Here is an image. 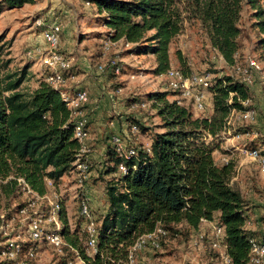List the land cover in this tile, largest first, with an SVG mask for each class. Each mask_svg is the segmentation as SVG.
<instances>
[{"label": "trees", "instance_id": "trees-1", "mask_svg": "<svg viewBox=\"0 0 264 264\" xmlns=\"http://www.w3.org/2000/svg\"><path fill=\"white\" fill-rule=\"evenodd\" d=\"M86 1L96 9L91 26L104 28V34H94L105 42H121L125 56L152 57L156 75L166 76L173 68L172 43L192 19L200 22L211 46L226 63L237 65L245 34L241 18L246 6L252 10L251 27L256 32L254 51L264 60V0ZM35 3L0 0V19L8 10ZM39 28L44 30L46 26ZM103 48L104 43L100 59L105 53ZM11 49V42L0 31V205L7 219L11 218L8 211L12 204L20 214L26 208L27 200L20 199L26 185L41 196L49 193L48 181L59 185L74 169L81 146L74 135L75 121L68 101L62 96L63 92H75L54 87L43 78L33 90H23L28 68L10 70ZM177 57L181 65H187L181 52ZM110 61L104 71L109 67L115 73ZM218 73L212 76L208 88V114L199 115L206 109L198 110L193 98H183L179 90L168 87L173 94L151 91L146 97L160 118V131L151 134L149 145L130 138L126 144L135 151L130 156L118 152L113 143L107 146L102 175L112 178L106 183L107 206L99 219L98 252L93 256L72 232L62 206L61 232L80 250L85 264H126L136 239L158 225L167 229L165 239L170 232H199L204 222H215L223 228L221 244L231 264H254L250 261V239L264 238L251 228V202L233 182L235 163L216 158L218 152L227 153L222 144L228 131L234 130V135L256 132L248 125L234 128L230 122L234 113L252 109L253 92L240 77ZM246 100H250L247 105ZM129 127L130 133L151 131L135 119ZM259 145L252 140L248 147L264 153ZM121 164L126 171L121 170ZM215 240L213 233L210 246L219 251L213 246ZM1 248L0 264H5ZM69 257L68 252L56 255L55 264H67Z\"/></svg>", "mask_w": 264, "mask_h": 264}, {"label": "rangeland", "instance_id": "rangeland-1", "mask_svg": "<svg viewBox=\"0 0 264 264\" xmlns=\"http://www.w3.org/2000/svg\"><path fill=\"white\" fill-rule=\"evenodd\" d=\"M38 1L36 4L28 5L21 9L8 10L0 19V31L6 34V39L12 44L10 70L19 72L24 67L28 68L27 77L22 85V89L25 91L33 90L37 81L44 78L42 68L38 65L35 66V60L27 54L28 50L35 47H46V42L42 38L43 30L36 23L37 19L43 18L49 23L60 22L62 26L61 44L67 27L65 19H57L59 16L57 13L54 15L49 12L53 1ZM54 1L64 2L63 0ZM80 2L76 6L78 10L77 8L75 10L85 20L82 24H77V19L74 21V16L70 18L69 25L72 26V35H70L72 37H69L71 39L70 48L69 50H63L62 45H60V48L71 60L72 57L77 60L79 56L92 58L93 77L97 78V80L99 77L104 79L102 82L104 89L98 84L95 86L99 92L96 93V101L94 102L96 104L106 103L107 108L102 111V114H107L110 120H116L119 123V129L110 131L111 139L113 136L118 135L126 143L131 138L137 144L148 146L151 142V134L160 131L158 129L160 118L155 115L152 103L147 100L146 94L151 91H169L173 94L168 88L166 76L153 73L154 59L152 57L125 56V47L121 42L106 49L103 48L106 54L100 59L98 53L100 52L101 44L106 43L102 37H97L94 33L97 32L102 35L104 33L101 32H104V28L91 26L96 9L92 5H88L86 0H80ZM55 10L58 9L53 11ZM251 14V8L246 6L241 18V26L245 28V34L242 38L243 46L238 55L237 65L231 67L226 63L220 53L211 46L200 22L194 19L187 21L183 32L174 39L171 46V55L173 68L180 69L188 74L210 73L213 77L216 76L217 72H219L218 74H233L240 77L241 70L246 68L249 58L259 62L261 69L260 71L252 72L253 83L251 84L253 92L251 103L252 109L255 111V118L246 120L238 117V113L233 114L231 117L234 128L248 125L254 127L256 132L254 134L234 135V130H231L222 144L227 153L218 152L216 158L220 162L232 161L235 163L236 174L233 182L251 202V219L253 222L251 228L264 238V168L243 151L249 149L252 140L260 142L261 145L258 148L264 149V89L262 84L264 79V60L254 51L256 32L251 27L253 22ZM25 26L31 27L25 31L27 34L30 33L29 38L31 41L14 44ZM78 39H80L79 45H77ZM178 51L185 58L186 66L181 65L179 62ZM109 59L119 61L121 68L118 73H112L109 67H107L106 71L99 69V65H106ZM75 62L72 61L73 70L79 72ZM100 94L101 97L99 98ZM207 107L209 108V106ZM83 108L85 109L84 106ZM208 108L199 115L208 114ZM86 116L89 120L90 115L86 113ZM134 119L143 123L151 131L147 134L141 131L130 133L129 125ZM117 122L115 123L117 124ZM91 143L92 152L89 156L90 172L88 179L84 182L85 187H80L75 175L70 172L59 185L50 187L47 197L40 202V207L48 213L50 202L57 200L61 204V208L63 206L66 210V218L72 232L75 231V234L80 237L83 244L86 240V233L84 231V220L80 214L81 198H84L86 194L91 204L92 198L97 201V207L92 209L99 221L107 206L105 200L106 183L112 178V175H102L106 167L107 146L110 143L112 144V140H110V143H106V146L104 142L100 147L96 145L97 141L94 139ZM20 199L23 202L28 199V195L24 193ZM3 208L0 205V224L1 215L5 217ZM16 211V204H12L8 211L11 215V218L8 219L11 222L10 232H25L27 217ZM214 224L215 222L203 223L199 232L183 230L177 233L170 232L168 237L162 240L160 248H147L141 253L139 264H226L222 257L224 249L215 251L210 246L213 240ZM38 250L39 255L32 264H55L56 255L46 242L41 243L38 246Z\"/></svg>", "mask_w": 264, "mask_h": 264}, {"label": "built area", "instance_id": "built-area-1", "mask_svg": "<svg viewBox=\"0 0 264 264\" xmlns=\"http://www.w3.org/2000/svg\"><path fill=\"white\" fill-rule=\"evenodd\" d=\"M90 5V3H87ZM39 26H46L42 31V36L46 42V47H35L28 50L29 57L36 60L44 71L45 80L52 86L57 88H65L67 82L76 76L73 70L72 60L62 52L61 34L62 26L60 22H46L43 18H38L36 22ZM104 44V49L116 43L107 40ZM106 52L104 53V55ZM110 65L114 67L115 72L120 71V66L117 60L111 59ZM99 69L105 70V64H100ZM261 67L258 61L249 58L245 69L241 70L240 79L251 85L253 83L252 72L260 71ZM212 75L210 73L198 74L194 73L190 76H185L180 69L171 68L166 73L168 87L173 90H179L183 98H193L194 105L198 110H205L207 107L208 88ZM264 89V79L262 80ZM65 100L71 109V114L75 121L74 135L80 142V150L78 158L74 162L72 170L77 183L80 187H85L84 182L88 179L90 172V153L92 152L89 143L90 131L89 120L86 116V111L83 108L89 100V93L86 89H78L73 95L66 92L62 93ZM250 100L244 102L249 104ZM235 114V113H234ZM233 116V115H232ZM246 120L255 118V111L249 109L238 114ZM231 122V120H230ZM136 130V127H133ZM230 131H228L229 133ZM112 143L116 146L118 152L125 156L134 154V148L129 147L121 136H113ZM246 155L257 161L264 168V153L258 149L243 150ZM121 170L126 171L124 164L120 166ZM50 187L54 184L48 181ZM25 192L28 195L27 206L21 212L27 217L26 231L10 232L11 222L1 215L0 224V243H2L1 256L7 260L5 264H32L36 261L39 250L38 246L46 242L55 255H65L70 253L67 264H85L80 250L69 244L61 232L63 221L60 217L61 204L57 200L50 202V210L46 213L41 207L40 202L47 197L41 196L34 192L29 186H25ZM80 201V214L83 218L84 231L86 240L84 246L88 255L93 256L98 252V236H99V221L93 213L91 202L87 195H84ZM57 197V195H55ZM251 224L250 222H248ZM214 234L216 240L213 246L219 250L224 249L221 244V236L223 228L219 224H214ZM168 231L163 226L158 225L152 232L145 233L139 236L128 252L126 264H139V258L142 252L147 248L158 249L161 247V239L167 236ZM2 238V239H1ZM250 261L254 264L264 263V241H259L256 238L250 239ZM222 257L226 264H231V261L225 251H222Z\"/></svg>", "mask_w": 264, "mask_h": 264}, {"label": "crops", "instance_id": "crops-1", "mask_svg": "<svg viewBox=\"0 0 264 264\" xmlns=\"http://www.w3.org/2000/svg\"><path fill=\"white\" fill-rule=\"evenodd\" d=\"M51 1H53V3L51 4V9L49 10V12L53 13L54 15L57 13L59 15L58 18L56 17L57 19H61V18L65 19L67 27L65 29L66 32L64 34V38H63L61 45H62L63 50H69L70 43H71L70 38L72 37L70 36L72 35V26L69 25L70 18L74 16V21L75 19H77L76 20L77 24H82L83 21L85 20L82 16H80V14L78 15L75 10L77 8L76 6L78 5V3H81V2L80 0H63L64 2L62 3L55 2L54 0H51ZM37 2L39 1L36 0V3ZM71 7H73V9H71ZM54 9H58V10L53 11ZM79 12H81V10H79ZM30 28L31 27L25 26L21 30L20 35L18 36L14 44L22 43L24 41L30 42L31 41V39L29 38L30 33L27 34L25 32L26 30H29ZM79 40L80 39L77 40L78 42L77 45H79ZM75 59H76L75 57H72V61H76L75 65H77L79 72L75 70L76 76L67 82L65 88L69 91V93H72V92L74 93L78 89H86L89 91L90 98L84 106L86 113L90 115L89 125H88L89 131H90L89 143L92 144L91 141L94 139L95 141H97L96 143L97 146L99 147L102 146L104 142L106 146V143H110V140H111L110 131H114L115 129H119L120 127H119V123L116 120H110L107 114H102V111L107 108L106 103L101 102L100 104H96V102H94L96 101L95 95L97 92H99V90L97 91V88L95 86L98 84L99 86H101V88L104 89V84L102 83L104 79L102 77H99L97 80V78L93 77L92 58H89L87 56H84V57L79 56L77 60ZM35 62H36L35 66L38 65L41 68L40 64L36 60ZM43 79H45V75ZM38 84H39V81H37L35 88L38 86ZM98 97L100 98L101 94ZM115 122H117V124ZM91 205L93 209H95L94 207H97L96 206L97 201L93 200V198H92ZM207 223H211V222H207Z\"/></svg>", "mask_w": 264, "mask_h": 264}]
</instances>
